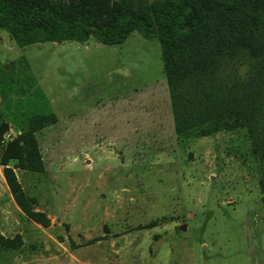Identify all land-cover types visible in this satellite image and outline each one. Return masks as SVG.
<instances>
[{"label": "rangeland", "instance_id": "374dc122", "mask_svg": "<svg viewBox=\"0 0 264 264\" xmlns=\"http://www.w3.org/2000/svg\"><path fill=\"white\" fill-rule=\"evenodd\" d=\"M22 53L58 119L37 133L44 172L14 169L50 223L24 213L0 163V234L22 240L0 264H264V159L245 127L175 132L156 37L20 46L0 28V61ZM16 98L0 101V148L27 126Z\"/></svg>", "mask_w": 264, "mask_h": 264}, {"label": "trees", "instance_id": "16d2710c", "mask_svg": "<svg viewBox=\"0 0 264 264\" xmlns=\"http://www.w3.org/2000/svg\"><path fill=\"white\" fill-rule=\"evenodd\" d=\"M0 28L20 46L91 36L112 44L133 31L156 37L175 132L245 127L252 153L264 159V0H0ZM239 56L250 59L246 76H221L223 64ZM15 97L16 106L26 101L27 126L3 143L0 163L20 208L47 226L49 217L33 209L14 168L44 172L37 133L58 116L23 53L0 61V101ZM7 129L0 122V140ZM258 182L264 193V164ZM21 242L18 234H0L4 248Z\"/></svg>", "mask_w": 264, "mask_h": 264}, {"label": "water", "instance_id": "95a60500", "mask_svg": "<svg viewBox=\"0 0 264 264\" xmlns=\"http://www.w3.org/2000/svg\"><path fill=\"white\" fill-rule=\"evenodd\" d=\"M185 227H186V225L184 223L179 226V228H181V229H184Z\"/></svg>", "mask_w": 264, "mask_h": 264}]
</instances>
